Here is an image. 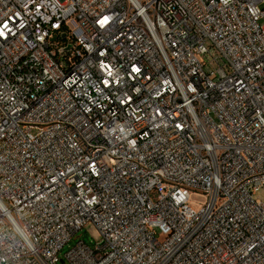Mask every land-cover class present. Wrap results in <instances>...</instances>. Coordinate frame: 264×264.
<instances>
[{
    "label": "built area",
    "instance_id": "2783aa9c",
    "mask_svg": "<svg viewBox=\"0 0 264 264\" xmlns=\"http://www.w3.org/2000/svg\"><path fill=\"white\" fill-rule=\"evenodd\" d=\"M263 21L264 0H0V264H264Z\"/></svg>",
    "mask_w": 264,
    "mask_h": 264
},
{
    "label": "rangeland",
    "instance_id": "374dc122",
    "mask_svg": "<svg viewBox=\"0 0 264 264\" xmlns=\"http://www.w3.org/2000/svg\"><path fill=\"white\" fill-rule=\"evenodd\" d=\"M263 24H264V21H263ZM255 198L264 201V188L260 189V191L256 193ZM192 199H193L192 206L195 209L200 210L203 207L202 203L205 201L204 198L200 195H193ZM80 240L85 241L87 244H89L92 247L95 246V244L97 243V240L94 237L90 226L87 228H84L80 230L72 238L71 242H69L68 244L64 246V249L61 252V258H64L66 253L71 249V247H73ZM60 264H70V263L60 261Z\"/></svg>",
    "mask_w": 264,
    "mask_h": 264
}]
</instances>
